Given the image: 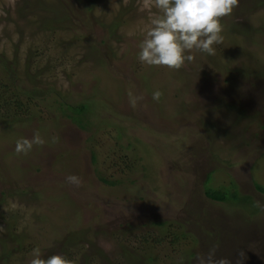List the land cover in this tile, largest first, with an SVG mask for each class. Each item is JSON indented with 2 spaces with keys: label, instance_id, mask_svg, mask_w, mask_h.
Instances as JSON below:
<instances>
[{
  "label": "rangeland",
  "instance_id": "obj_1",
  "mask_svg": "<svg viewBox=\"0 0 264 264\" xmlns=\"http://www.w3.org/2000/svg\"><path fill=\"white\" fill-rule=\"evenodd\" d=\"M159 14L154 0H0V77L18 94L0 103V264H30L36 247L69 264H200L210 251L264 264V0H238L215 54L193 50L176 70L137 59ZM70 104L91 105L90 125ZM37 133L43 145L15 153Z\"/></svg>",
  "mask_w": 264,
  "mask_h": 264
},
{
  "label": "clouds",
  "instance_id": "obj_2",
  "mask_svg": "<svg viewBox=\"0 0 264 264\" xmlns=\"http://www.w3.org/2000/svg\"><path fill=\"white\" fill-rule=\"evenodd\" d=\"M238 0H154V6L159 15L151 20V27L147 30L139 44L137 59L141 64L150 67H166L171 70L180 69L186 62L194 61L193 50L214 55L215 46L223 41V25L221 18L228 16L236 7ZM162 93L157 90L152 93V99L159 102ZM130 103L135 107L141 97L129 93ZM56 138H52L54 143ZM45 141L37 133L31 140L20 139L15 144L16 154H27L34 145H43ZM67 181L79 186V177L68 176ZM30 264H69L62 255H51L41 258L38 247L32 249ZM239 257L243 258L241 251ZM200 264H233L227 258L215 257L214 251L200 258ZM235 264H241L236 259Z\"/></svg>",
  "mask_w": 264,
  "mask_h": 264
},
{
  "label": "trees",
  "instance_id": "obj_3",
  "mask_svg": "<svg viewBox=\"0 0 264 264\" xmlns=\"http://www.w3.org/2000/svg\"><path fill=\"white\" fill-rule=\"evenodd\" d=\"M129 67L132 69V66H130L129 65ZM6 68H7V70H6ZM4 70H6L7 72H10L11 74H15L16 75V67H12V66H7V67H5V69ZM20 90H22L23 92V94H25L26 95V93L28 94V95H30V94H32L31 96H36V94H38V91L35 89V87H32V88H30V89H20ZM129 92V91H128ZM9 96L10 97V100H11V98L13 97V96H17L18 94L15 92V90H14V88H12V85H10V84H8V82L7 81H3V79L0 77V103H3L4 104V102H5V97L6 96ZM129 106H130V110H135V109H133L134 107H132V104H128ZM87 106H91L90 104L89 105H76V104H70L69 106H68V109H69V112H65V115H67V116H69L70 117V119L71 120H73V121H77V123L80 125V126H86V125H90V122L88 121V119H87V117H83V112L84 111H86L87 110ZM79 114H81V116H78ZM72 117V118H71ZM90 128V127H89ZM122 130V129H121ZM92 137H93V135H91ZM91 137V138H92ZM90 139V138H89ZM139 139V140H138ZM128 140L130 141V142H133V143H135L136 144V147L137 146H140V145H142L141 143H140V138H137L136 136L135 137H133V138H128ZM144 145V144H143ZM144 150V149H143ZM92 160L93 161H95V153L93 152L92 153ZM144 160V161H143ZM146 160H145V158H143L141 161H139V164H138V167H142V169H144L145 168V163H143V162H145ZM141 162L143 163V165L141 164ZM128 169H129V171H131V170H133V169H131V167H130V165H127L126 166ZM60 172H62L61 170H60ZM66 174H67V172H66ZM111 178V177H110ZM124 178V180H129L128 179V177H123ZM101 179L103 180L104 179V177H101ZM108 181H110L109 183L110 184H119V183H121L123 180H120V179H116L115 177L112 179L111 178V180H109L108 179ZM259 187V186H258ZM263 189V192H264V187H259V189ZM204 194L206 195V196H209L211 199H213V200H217V201H225V196H227L226 195V193L225 192H221V191H219V190H214V191H212V190H210V191H206V193L204 192ZM76 199H77V197H76ZM72 204L74 205V208L73 209H77V205L76 204H74L73 202H72ZM79 208V207H78ZM74 213V212H73ZM162 223H165V221H160L159 222V224L158 225H160V224H162ZM70 244H71V239H67L66 241H62V243L60 242L59 243V245H61L62 247H63V249L65 248V247H67V246H70ZM150 258V257H149Z\"/></svg>",
  "mask_w": 264,
  "mask_h": 264
}]
</instances>
